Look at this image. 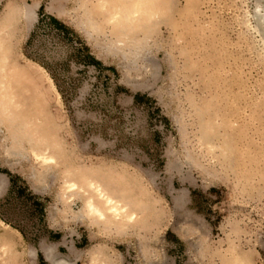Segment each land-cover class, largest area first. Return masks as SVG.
I'll list each match as a JSON object with an SVG mask.
<instances>
[{
	"label": "rangeland",
	"instance_id": "obj_1",
	"mask_svg": "<svg viewBox=\"0 0 264 264\" xmlns=\"http://www.w3.org/2000/svg\"><path fill=\"white\" fill-rule=\"evenodd\" d=\"M50 1L0 0V17L40 4L32 25L15 21L14 54L46 69L60 145L45 170L30 147L7 156L0 125V219L35 250L24 264H49L42 246L75 264H91L94 251L115 264H264V46L248 25L256 0H174L169 25L132 64L108 51L115 30L79 28L81 0L64 1L63 20ZM92 169L150 209L122 230L74 219L84 197L60 199L65 173Z\"/></svg>",
	"mask_w": 264,
	"mask_h": 264
},
{
	"label": "bare ground",
	"instance_id": "obj_2",
	"mask_svg": "<svg viewBox=\"0 0 264 264\" xmlns=\"http://www.w3.org/2000/svg\"><path fill=\"white\" fill-rule=\"evenodd\" d=\"M64 1L51 0L47 7L60 20L68 14ZM89 3L87 0L79 1V28L86 31L88 37L93 33H103V25L115 30L118 41H111L108 51L122 52L131 64L144 59L152 47L150 42L153 36L161 25H169L175 10L174 0H97L95 4ZM39 6L38 2L14 5L8 7L0 17V125L7 132V156L22 158L25 149L30 147L32 156L42 169L47 170L58 163L60 145L57 120L52 110L54 101L47 81L39 73V70L46 72V69L29 59L28 63L22 64L15 57L13 45L17 32L15 21L21 19L27 27L32 25L37 19ZM249 10L248 16H251L254 24L248 25L259 34L262 38L260 43L264 46V0H256ZM51 79L49 81L52 82ZM55 91L59 96V92ZM72 173H65L64 193L60 199L68 203L75 197H84L79 211L72 212L76 220H86L103 227H113L115 224L122 230L134 223L138 214L151 207L148 201L134 200L123 191H118L111 182L106 183L100 169L86 170L77 180ZM3 187L4 181L0 177V191ZM20 235L18 230L0 219V264H24L25 259L34 260L35 250H23ZM41 252L49 264H75L76 261L60 256L49 246H42ZM91 264L115 262L109 254L94 251Z\"/></svg>",
	"mask_w": 264,
	"mask_h": 264
},
{
	"label": "trees",
	"instance_id": "obj_3",
	"mask_svg": "<svg viewBox=\"0 0 264 264\" xmlns=\"http://www.w3.org/2000/svg\"><path fill=\"white\" fill-rule=\"evenodd\" d=\"M49 19L51 23L55 24L56 26L65 28L64 24L60 20L56 19L55 17L50 16ZM33 36H34V31L30 35L29 42L32 40Z\"/></svg>",
	"mask_w": 264,
	"mask_h": 264
}]
</instances>
